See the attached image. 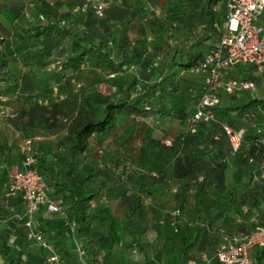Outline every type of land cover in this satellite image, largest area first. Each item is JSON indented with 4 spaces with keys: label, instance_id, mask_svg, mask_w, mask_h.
I'll return each mask as SVG.
<instances>
[{
    "label": "trees",
    "instance_id": "16d2710c",
    "mask_svg": "<svg viewBox=\"0 0 264 264\" xmlns=\"http://www.w3.org/2000/svg\"><path fill=\"white\" fill-rule=\"evenodd\" d=\"M53 1L34 0L38 7L34 19L19 21L13 28L22 39L41 46L36 54L42 57L24 66L35 72L52 63L45 71L54 74L59 88L67 93L50 106L40 104L31 93L16 94L11 123L31 139L29 152L49 197L61 198V203L51 199L57 210L40 206L33 216V226L52 244L57 258L50 260L43 246L26 237L23 221L16 216L23 207L21 199L6 197L2 190L0 264H110L106 256L98 259V254L112 239L96 237L91 225L89 201L102 190H85L96 175L101 182L112 179L114 183L115 196L135 235L128 246L142 251L162 231L170 248L181 244L186 254L197 243L203 226L185 223L181 207H177L179 214L173 213L174 208L165 218L139 222L137 216L150 206L158 214L154 204L143 201L152 187L167 186L171 176L194 179L197 190L207 179L221 184L229 158L257 176L264 168V83L252 65L228 68L226 75L253 78V90L230 93V101L221 108L218 94L211 106L212 119H192L204 91V75L199 73L202 83L197 87L185 74L217 45L225 26L226 0ZM59 1L83 7V19L69 12L70 5L68 16L56 14ZM94 15L106 20L98 22ZM138 15L151 37L129 34V24ZM167 32L181 36L182 42L172 44ZM4 39L0 33V97L13 93L19 81L15 64L3 48ZM55 52L63 56L55 58ZM63 112L67 115L61 119ZM223 123L243 128L235 151ZM42 127L64 131L56 151L34 148L33 142L39 140L35 135ZM147 159L155 163L153 170ZM47 210L62 213L60 228L45 225L44 213L38 212ZM68 231L79 239L88 238L79 252L64 243Z\"/></svg>",
    "mask_w": 264,
    "mask_h": 264
},
{
    "label": "crops",
    "instance_id": "0c3cea01",
    "mask_svg": "<svg viewBox=\"0 0 264 264\" xmlns=\"http://www.w3.org/2000/svg\"><path fill=\"white\" fill-rule=\"evenodd\" d=\"M99 1L102 2V0ZM111 1L106 0L105 3L108 4ZM128 1L129 3L133 2V0ZM53 2L55 1L50 0V3L54 4ZM55 5L56 14L62 17L69 15L67 11L69 9L68 5H70L72 9L69 12L72 15H77L79 19H83L80 11L83 10V7L79 8L75 3L62 1ZM160 10V6H157L156 11L160 12ZM37 11L38 7L34 0H0V33L5 36L3 48L10 62L15 64L16 72L19 73L17 87L13 88V93L9 92L12 95L11 100L13 102V97L16 94L31 93L36 95L39 101V95L50 96L54 90L59 93L61 91L67 93L64 87L61 90L59 89L58 80L54 78V74L45 71L51 67L52 63L40 67L35 72L24 66L28 62H33L42 57V55L36 54L37 51H40L41 46L33 41L29 42L22 39L16 33L13 24L19 21L28 22L33 20ZM94 16L98 22H102L104 19L103 17ZM128 28L131 35H143L145 33L146 36L151 37L149 32L146 31L141 15H138L129 24ZM166 34L172 44L182 42L181 36L169 35L168 32ZM30 54L34 56L27 59L26 56ZM56 55L58 54L55 52L53 57L63 56L60 53L59 56ZM86 74L88 73L84 70L83 76H86ZM185 77L190 80L191 85L201 86L202 74L188 72ZM219 94V108H221L230 101V93L220 91ZM218 111L221 110L218 109ZM50 130L46 134L43 133L42 136L35 135L39 136V140L33 142L35 149L52 152L60 147L58 138L64 131ZM25 137V134L14 127L9 119L0 118V183L3 181V189L0 187V196L2 190L3 192L5 190L11 169L22 162L26 152L23 144ZM93 148L95 147L92 146V150H94ZM147 161L148 165L152 167H149V169L153 170L156 167L155 163L152 159L151 161L147 159ZM168 170L169 168H167ZM258 173L257 176V173L250 172L247 167L239 166L234 162V159L229 158L222 171L221 184L215 183V179H207L202 183V187L197 190V181L194 179L171 176L167 186L152 187L151 195L144 198L143 201L147 205L154 204L158 209V214L154 215L150 210V206L145 212H140V216H137L139 222L150 223L157 219L156 216L165 218L172 209L181 207L185 223L203 226L197 243L186 254L183 253L181 244H173L170 248V240L166 238L165 233L162 231L155 235L157 239L148 240L142 251L128 246L135 235L126 223L124 211L113 191L115 188L112 179L110 182H101L100 175L92 177L85 190L95 191L97 187L102 190L89 201L90 211L93 213L91 219V225L94 229L93 234L96 237L109 235V238L112 239L109 240V245L101 249L98 259L106 256L110 264H180L182 262H188L189 264H224L213 256L219 242L231 234L251 232L255 224L264 223V168H260ZM199 174L201 173L199 172ZM200 178L199 176L198 180H201ZM50 199H53L56 203H61L60 197ZM39 213H44L43 222L48 228L55 230L60 228L62 222L59 218L62 216L60 211L50 212L47 210ZM71 236L76 244L78 242L84 244L88 242L87 237L79 239L75 235L66 232L63 239L69 247L73 243ZM91 244L97 245L95 241ZM248 255L250 258L249 264H264V247L252 246L248 249ZM205 256L208 258H205Z\"/></svg>",
    "mask_w": 264,
    "mask_h": 264
},
{
    "label": "built area",
    "instance_id": "2783aa9c",
    "mask_svg": "<svg viewBox=\"0 0 264 264\" xmlns=\"http://www.w3.org/2000/svg\"><path fill=\"white\" fill-rule=\"evenodd\" d=\"M96 12L100 13L98 9ZM224 24L217 45L189 70L204 75V91L197 102L193 121L213 118L211 106L218 100L220 91L232 93L255 88L253 78L227 76L228 68L252 65L256 73L262 76L264 83V0H226ZM223 128L232 151H235L241 142L243 128L233 129L226 123H223ZM30 141L29 137L23 140L26 152L21 164L11 169L4 196L21 199L23 207L16 216L23 221L26 237L35 239L49 252V259L54 260L57 255L53 246L33 226V216L40 206L51 210H57L58 206L50 199L41 183V174L35 168V160L29 152ZM173 213L179 214V209L175 208ZM82 244L84 243H77L79 250ZM252 246L264 247V223L255 224L251 232L224 237L215 248L214 256L224 264H249L248 249Z\"/></svg>",
    "mask_w": 264,
    "mask_h": 264
},
{
    "label": "rangeland",
    "instance_id": "374dc122",
    "mask_svg": "<svg viewBox=\"0 0 264 264\" xmlns=\"http://www.w3.org/2000/svg\"><path fill=\"white\" fill-rule=\"evenodd\" d=\"M143 34H145V33H143ZM59 89L61 90L62 88H59ZM51 92H53V91H51ZM64 94H66L65 91H61V93H59L58 91L54 90V92L50 96H44V95L40 96L39 95V103L46 105V106H50L54 101L62 98V96H64ZM11 98H12V95L9 92H7V94L0 97V118H7L10 121H12V119L14 118L15 111H16V108L14 106V102L11 100ZM64 108L68 109L67 107H64ZM66 115H67V113L63 112V115L60 114V118L63 119ZM26 120H30V119L28 117H26ZM28 127H29L28 129H30L32 127L31 123H29ZM38 130L39 131L37 132V134L42 136V135L46 134V132L49 131L50 129L48 127L47 128L42 127V128H38ZM24 149L26 150V148H24ZM67 233L70 235H74L72 231H68ZM70 238L73 242L72 245L70 244V248L76 249L79 252L80 250L78 249L77 244L73 241L72 236Z\"/></svg>",
    "mask_w": 264,
    "mask_h": 264
}]
</instances>
